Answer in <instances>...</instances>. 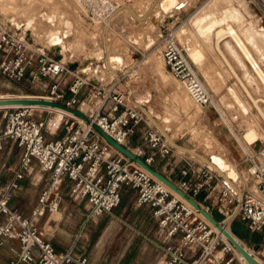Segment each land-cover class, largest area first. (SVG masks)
Listing matches in <instances>:
<instances>
[{
  "label": "built area",
  "instance_id": "built-area-1",
  "mask_svg": "<svg viewBox=\"0 0 264 264\" xmlns=\"http://www.w3.org/2000/svg\"><path fill=\"white\" fill-rule=\"evenodd\" d=\"M74 1L77 23L97 29L93 32L95 43L102 44L103 39L108 43L112 35L128 42L124 30H116L120 28L117 17L122 12L112 0ZM156 2L153 8L157 11ZM256 2L264 15V0ZM155 26L164 69L182 86L194 106L212 109L222 116L178 43L175 29L162 20ZM74 63L51 53L47 45L35 43L29 30L11 22L0 23V78L38 89L41 94L32 96L34 99L78 110L83 115L68 111L71 115L63 116L50 131L51 111L45 110L42 116L41 110L36 114V110L23 106L0 110V149L5 141L14 142L20 149L12 176L0 185V246L6 239L17 241L8 264H101L92 263L87 254L76 251L78 234L65 249L56 251L37 228L41 215L57 210L63 185L69 196L84 204L80 230L86 223L111 214L120 203L121 191L131 189L135 193L134 206L148 207L163 235L160 264H230L231 259L223 261L229 248L220 232L176 198L164 183L110 145L98 130L163 174L209 213L216 212L222 227L237 221L264 239V140L259 144L257 139L240 143L224 122L241 152L239 167H235L238 176L232 179L206 159V154L204 160H195L184 150L176 152L175 141L148 116L147 102H137L130 92L118 89L122 71L111 75L107 82L101 79L94 84L90 75L69 67ZM57 129L60 135L46 139V134ZM33 163L46 175V183L28 215H23L8 202ZM200 194L202 202L209 200V207L196 199ZM217 249L223 255L216 259Z\"/></svg>",
  "mask_w": 264,
  "mask_h": 264
},
{
  "label": "rangeland",
  "instance_id": "rangeland-1",
  "mask_svg": "<svg viewBox=\"0 0 264 264\" xmlns=\"http://www.w3.org/2000/svg\"><path fill=\"white\" fill-rule=\"evenodd\" d=\"M112 1L124 6L130 4L128 7L131 10L126 7L127 12L118 15L120 28H116L118 31L124 30L127 43L118 44L114 40L116 43L108 45L104 39L102 44L95 43L93 32L97 29L77 23L75 13L70 11V0H0V23L11 22L23 30H29L34 42L57 49L63 60L77 63L80 72L93 74L95 79L103 78L107 82L109 76L107 79L105 74L115 76L122 71L123 78L117 84L118 89L124 93L130 92L131 98L138 102H147L148 113L175 141L176 152H179L178 149L187 150L186 156L195 160H204L206 156L209 159L210 154L215 156L220 153L230 170H235L236 166L239 167L241 153L235 155L237 151L234 150L233 157L227 154L224 142H228L230 147L231 144L238 149L239 147L224 122L240 140L244 136L247 143L255 139L262 142L264 86L235 42L229 37L217 41L215 31L232 26L264 71V15L256 0H178L177 7L167 14L160 12V9L151 12V7L148 6L144 7L145 12L137 11L139 0ZM161 1L157 0L156 4ZM147 16L150 28L146 24ZM169 16L171 18L166 23L175 29L178 43L187 52L188 61L214 97L222 116L218 117L212 109L202 110L194 106L182 86L163 68L160 58L161 43L157 38L155 24ZM188 19L195 28L191 31L188 29ZM197 29L201 34L197 36L199 43H195L196 39L192 37ZM55 37L63 41L58 46L60 48L53 47L51 41ZM68 46L71 48L68 49ZM115 54L122 55L125 64L114 75L106 67V57ZM219 75L223 76V84L232 85L238 92H220L224 87L217 77ZM40 94L38 89H30L24 83L13 84L0 78V99L29 98ZM183 95H186L185 101L182 99ZM4 109L7 108H0ZM30 109L36 110V114L41 110L42 116L46 115L45 110L52 112L48 120L50 131L54 130L63 116L70 115L46 106ZM217 130L224 133L226 139H221ZM60 134L61 131L57 129L54 133L46 134V139ZM135 139L136 136H133L131 142L134 143ZM133 193L124 191L122 203L111 214L102 215L95 221L86 223L81 229L79 245L84 246L93 262L160 264L158 247L163 243V235L158 231L148 207L134 206ZM82 206V203L73 206L72 202L63 197V203L57 209L61 212V217L55 219L53 213L47 214L51 227L45 225L44 228L48 229L45 233L54 231L55 237V231H59V227L67 232L69 227H74L75 231ZM215 216L219 217L218 214ZM43 218L39 221V226H43ZM228 228L230 230V225ZM244 229L235 221L233 230L244 235ZM235 236L255 257L264 261L261 253L263 247L252 246L247 240ZM227 259H231L230 264H246L230 248L224 252L223 261Z\"/></svg>",
  "mask_w": 264,
  "mask_h": 264
},
{
  "label": "crops",
  "instance_id": "crops-1",
  "mask_svg": "<svg viewBox=\"0 0 264 264\" xmlns=\"http://www.w3.org/2000/svg\"><path fill=\"white\" fill-rule=\"evenodd\" d=\"M156 1L157 0H139V2H138L139 5H138L137 11L141 10V11L145 12V8H144L145 6L151 7V12L156 11L155 8H153ZM126 3H129V2L127 1ZM115 4L120 8V12H127V9L131 10L128 7V5H130V4H127L126 6H124L122 4H118V3H115ZM126 7H127V9H126ZM169 17H171V16H169ZM169 17H166L164 20H167ZM189 19H188V29H190V31H191L192 29H195V28H194V26L190 25ZM146 22H147L146 23L147 27L150 28V24L148 22V16L146 17ZM199 32H200L199 29H197L192 34V37H194L196 39L195 43H199L197 41V39H198L197 36L201 35ZM114 40H116L118 42V44L127 43V42L121 40L120 37L112 35V36H110V41L108 42V45L109 44L112 45L113 42L116 43V41H114ZM35 43H37V42H35ZM107 58L108 57H106V59ZM105 75H106L105 77L107 79L109 76V80H110L111 75H109V74H105ZM217 77L219 79H221L220 80L221 83L224 82L223 76L219 75ZM220 87H221V85H220ZM223 87H224L223 88L224 90H222V88L220 90V92H222V93L223 92H238L232 85L223 84ZM2 123H3V119L1 118V115H0V126L2 125ZM217 132H218V136L221 139L222 138L226 139V136L224 135V133H221L218 130H217ZM222 135H223V137H222ZM243 139H244V136H243ZM244 141L246 142L245 139H244ZM257 141H258V139H257ZM260 142L261 141H258L256 144H259ZM224 143L227 146V150H228L227 154H229V156L233 157L232 154L234 153V150L237 151V153H235V155L241 153L240 149L234 147V145L231 144V147H230V146H228V142H224ZM19 152H20V149L16 146V144L14 142H12V141H5L4 142L2 148L0 149V185L3 184L4 182H6L12 176L13 169L16 167L17 162H18ZM18 183H19V186L14 191L12 197L10 198V200L8 202V205L11 208H15V209L19 210L23 215H28L30 209L36 203V198H37V195H38L40 189L46 183V175L44 173L40 172L38 170L36 164L33 163L27 169L26 173L24 174V177L22 179H20L18 181ZM124 191H132V190L131 189H123L121 191V198H120L119 204L122 203V200H123V194L122 193ZM133 194L135 195V193H133ZM63 197H66L68 201L72 202L73 206L79 205L80 203L83 204V202H79V201H77V199L73 198L72 196H69L67 188L64 185L61 187V201L59 203V206L63 203ZM198 200L201 201L203 206H207V207L210 206L209 200H205L202 202V194H200V196L198 197ZM59 206H58V208H59ZM65 208H66V205H65ZM123 208H124V206L121 207V210H123ZM51 213H53V216L55 219H58L61 217V212L59 210H56L53 212H45L37 220V228H38L39 232L41 233V236L43 237V239L48 241L56 251H62L71 242H73L75 240L76 235L78 234V237L76 239V243H77L76 251L77 252H84L85 254H87L89 260L92 263H96V262H93L91 260V258L89 257V254L86 253L84 246L79 245V237L81 236L80 235V232H81L80 225L83 221L84 204L82 206L81 216L79 217V219L77 221L78 227L75 229V231H74V227H69L68 228V229H70V230H68L69 232H67V230H63L62 228L59 227V231L58 230L55 231V237H54V233H53L54 231H52L51 233H45L46 231H48V229L44 228L45 225H47L48 228L51 227V225L48 224L49 223V217L46 216L47 214H51ZM212 213L217 214L216 212H213V211H212ZM42 218L44 219V224H43V226H39L38 225L39 221ZM233 223H235V222H233ZM244 231H243V233H245V234L242 235V237L240 236V238L247 240L252 246L257 245V246L263 247L261 249V253L264 256V239H262L260 237V235H258L257 233L250 232L247 229H244ZM62 233H65V235H62ZM87 245H88V243H87ZM16 249H17V241L12 240V239H6L4 241V243L0 246V264H8L9 259L13 257ZM158 254H159V247H158ZM159 262H160V260H159Z\"/></svg>",
  "mask_w": 264,
  "mask_h": 264
},
{
  "label": "bare ground",
  "instance_id": "bare-ground-1",
  "mask_svg": "<svg viewBox=\"0 0 264 264\" xmlns=\"http://www.w3.org/2000/svg\"><path fill=\"white\" fill-rule=\"evenodd\" d=\"M71 1V12L72 14L75 13L77 11V4L75 3L74 0H70ZM178 0H162L159 4H160V12H164L165 14L167 13H170L173 9H175L178 5ZM156 21V20H155ZM166 21V20H164ZM263 33H264V28L262 29ZM225 37H229L233 40V42H235L236 46L239 48L240 52L244 55V57L247 59V61H249L250 65H251V68L255 71L257 77L259 78V80L261 81V83L263 84L264 86V71L263 69L260 67V65L258 64V62L255 60V58L253 57L252 53L250 52V50L248 49V47L246 46V44L244 43V41L242 40V38L239 36V34L235 31V29L228 25L227 27L225 28H220L218 30L215 31V38L217 41L225 38ZM53 43V47L54 48H60L58 47L60 45V42L63 43V41L58 38V37H55L52 39L51 41ZM50 42V43H51ZM66 43V42H65ZM64 46V44H62ZM67 45V43H66ZM260 46H262L260 44ZM71 48L68 46V49ZM67 49V50H68ZM61 52V51H60ZM187 53V52H186ZM107 56V55H106ZM108 58L106 59V67L107 69L109 70V72L111 73H114V75L116 74L117 71H119L120 69L122 70V67L121 66H124L123 64H125V58H122V55H113V56H107ZM188 57V55H187ZM189 58V57H188ZM191 61V60H190ZM194 64V63H193ZM195 65V64H194ZM196 66V65H195ZM197 68V67H196ZM78 69V68H77ZM207 89V88H206ZM186 96V95H185ZM185 96L183 95L182 96V99L184 100ZM188 98V97H187ZM16 99H34V97H29V98H16ZM185 101V100H184ZM255 101V100H254ZM258 101V100H257ZM256 101V102H257ZM20 106H23V107H27V108H36L38 107L39 105H2L0 106V108H8V107H20ZM55 109L56 111L59 110L61 112H64L66 114H70L67 110H62V109H59V108H53ZM147 114L148 116L150 117V119H152V117L150 116V114L148 113V110H147ZM153 120V119H152ZM230 130H232V128L230 127ZM233 131V130H232ZM234 135L236 136V134L234 133ZM237 140L240 142V143H247L245 142L243 139L240 140L237 136H236ZM203 140V139H202ZM214 145V144H213ZM223 154L221 155L220 153L218 155H215V156H212L211 159L212 161L216 164L215 166L220 170V171H224V175L226 176V173L229 174L230 176L234 177V176H238V171L235 169H233L231 167V169L233 170H230L229 166H227L226 162L224 161V159L222 158ZM233 187H236L235 184H232ZM164 187L166 189H168L171 193H173L176 198H178L180 201H182L184 204H186L190 210L194 211V213L196 215H198L199 217L201 218H204L200 213H198L197 211H195V209L189 204L187 203L181 196H179L176 192H174L172 189H170L169 187H167L166 185H164ZM213 227V226H212ZM214 228V227H213ZM227 231L230 232V230L228 229V227H224ZM215 229V228H214ZM219 233V232H218ZM221 238L222 240L226 243V246L227 248H230L232 249L235 254L237 255L238 259L241 261V262H246L245 259L241 256V254L226 240V238L221 234ZM236 239V238H235ZM240 245L246 250L248 251L249 253L252 254V252H250L249 249H247L240 241H239ZM220 249H217L214 253V257L217 259L219 257H221L223 254V251L220 250V252L217 253V251H219ZM254 256V255H253ZM255 257V256H254ZM257 260H259L257 257H255ZM261 261V260H259ZM263 262V261H261ZM264 263V262H263ZM247 264V263H246Z\"/></svg>",
  "mask_w": 264,
  "mask_h": 264
},
{
  "label": "water",
  "instance_id": "water-1",
  "mask_svg": "<svg viewBox=\"0 0 264 264\" xmlns=\"http://www.w3.org/2000/svg\"><path fill=\"white\" fill-rule=\"evenodd\" d=\"M167 21V20H166ZM166 21H163L164 23H166ZM49 47V51L51 53H55L56 55H59V52L57 49H52ZM103 59V56L101 54V60ZM100 60V61H101ZM70 68H77V63L71 64L69 65ZM82 73V72H81ZM83 74V73H82ZM87 75V74H84ZM91 76L92 78V82L94 84H97L99 82V80L103 79V78H97L95 79L93 77V74H88ZM138 102V101H137ZM142 103V102H141ZM39 105V106H46L49 108H59L62 110H67L63 107H61L60 105L53 103V102H49L47 100H39V99H0V106L2 105ZM67 111H71L73 114L79 116V117H83L82 113L79 112L78 110H67ZM99 133L101 134V136L110 144L112 145L114 148H116L118 151H120L121 153H123L124 155H126L128 158L133 159L136 163H138L140 166H142L145 170H147L149 173H151L155 178H157L158 180H160L162 183H164L166 186H168L170 189H172L174 192H176L179 196H181L187 203H189L198 213H200L211 225H213L217 231H219L225 238L226 240L241 254V256L245 259L247 264H264L263 262L257 260L253 255H251V253H249L248 251H246L239 243L238 238L230 231H227L224 227H222L219 223H217V220L215 219V217L209 213L207 210H205L203 207H201L197 201L191 197H188L187 195H185V193L183 191H181L179 188H177L170 180H168L163 174H161L160 172L150 168L149 166H147L145 163H143V161L138 158L135 157L130 151H128L125 147L117 144L116 142H114L106 133H104L101 130H98ZM212 155H209V159L210 161L216 165L212 159H211ZM227 174V173H226ZM227 176H229L230 178L234 179V177L230 176L229 174H227ZM236 238V239H235Z\"/></svg>",
  "mask_w": 264,
  "mask_h": 264
},
{
  "label": "trees",
  "instance_id": "trees-1",
  "mask_svg": "<svg viewBox=\"0 0 264 264\" xmlns=\"http://www.w3.org/2000/svg\"><path fill=\"white\" fill-rule=\"evenodd\" d=\"M197 200H198V197L196 198ZM212 215L215 217V219L216 220H219L220 218L219 217H216L215 216V213H212ZM233 226H234V223L232 222L231 224H230V230H231V232L233 233V234H235V235H237L238 237H242V234H239V233H237L235 230H233Z\"/></svg>",
  "mask_w": 264,
  "mask_h": 264
}]
</instances>
